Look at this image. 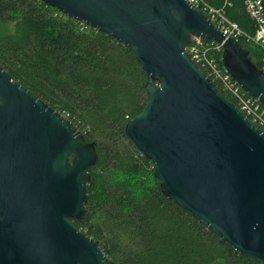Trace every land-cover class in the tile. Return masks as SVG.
<instances>
[{
	"label": "water",
	"instance_id": "water-1",
	"mask_svg": "<svg viewBox=\"0 0 264 264\" xmlns=\"http://www.w3.org/2000/svg\"><path fill=\"white\" fill-rule=\"evenodd\" d=\"M41 1L132 51L148 101L125 135L164 197L264 264V133L185 48L192 37L221 44L222 67L264 107V71L248 52L187 0ZM96 162L73 122L0 67V264H115L72 223Z\"/></svg>",
	"mask_w": 264,
	"mask_h": 264
},
{
	"label": "trees",
	"instance_id": "trees-1",
	"mask_svg": "<svg viewBox=\"0 0 264 264\" xmlns=\"http://www.w3.org/2000/svg\"><path fill=\"white\" fill-rule=\"evenodd\" d=\"M206 1L216 7L224 3ZM228 1L227 18L253 35V22L241 0ZM4 21H16L19 34L0 36V67L95 145L97 162L88 184L86 214L72 223L98 240L112 262L262 264L235 253L164 197L151 163L125 135L126 122L148 101V78L128 47L41 0H0V22ZM238 43L262 70L261 50L244 40ZM215 57L221 66L220 53Z\"/></svg>",
	"mask_w": 264,
	"mask_h": 264
},
{
	"label": "built area",
	"instance_id": "built-area-1",
	"mask_svg": "<svg viewBox=\"0 0 264 264\" xmlns=\"http://www.w3.org/2000/svg\"><path fill=\"white\" fill-rule=\"evenodd\" d=\"M187 1L197 10L208 16L213 25L227 38H232L236 41L244 40L259 48L263 54L261 62L263 64L262 70L264 71V19L260 0H241L246 15L253 22V35L245 33L236 23L227 18L225 9L229 6L228 0H224V3L218 7L209 4L206 0ZM185 50L191 60H193L202 71H206V76L213 83L217 82L224 92L237 101V108L244 116L264 133V107L257 99L248 96L225 71L222 64L221 66L218 64L215 56L217 53H220L221 63V44L198 37H192Z\"/></svg>",
	"mask_w": 264,
	"mask_h": 264
},
{
	"label": "rangeland",
	"instance_id": "rangeland-1",
	"mask_svg": "<svg viewBox=\"0 0 264 264\" xmlns=\"http://www.w3.org/2000/svg\"><path fill=\"white\" fill-rule=\"evenodd\" d=\"M18 29L16 21L0 22V36L17 37Z\"/></svg>",
	"mask_w": 264,
	"mask_h": 264
}]
</instances>
